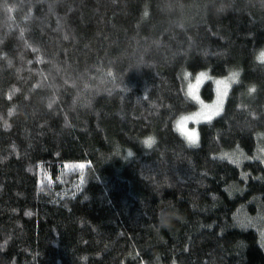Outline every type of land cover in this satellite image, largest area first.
Listing matches in <instances>:
<instances>
[{
  "label": "trees",
  "instance_id": "trees-1",
  "mask_svg": "<svg viewBox=\"0 0 264 264\" xmlns=\"http://www.w3.org/2000/svg\"><path fill=\"white\" fill-rule=\"evenodd\" d=\"M261 52L264 0H0V264H264Z\"/></svg>",
  "mask_w": 264,
  "mask_h": 264
},
{
  "label": "rangeland",
  "instance_id": "rangeland-1",
  "mask_svg": "<svg viewBox=\"0 0 264 264\" xmlns=\"http://www.w3.org/2000/svg\"><path fill=\"white\" fill-rule=\"evenodd\" d=\"M235 80L236 78L233 79L232 76L212 79L208 75L202 74L187 82L188 93L196 99L198 108L181 117L177 121V129L190 143L199 142V125L211 120L224 109L226 97H228ZM207 81H212L215 93H212L213 96L210 99H206L201 93Z\"/></svg>",
  "mask_w": 264,
  "mask_h": 264
},
{
  "label": "snow or ice",
  "instance_id": "snow-or-ice-1",
  "mask_svg": "<svg viewBox=\"0 0 264 264\" xmlns=\"http://www.w3.org/2000/svg\"><path fill=\"white\" fill-rule=\"evenodd\" d=\"M258 59L260 60H264V52L260 53V56L258 57ZM238 76V73H233L232 74V78L235 79ZM250 92L254 91V88H250L249 89ZM149 145H151L152 141L151 139H149L148 141H146Z\"/></svg>",
  "mask_w": 264,
  "mask_h": 264
}]
</instances>
